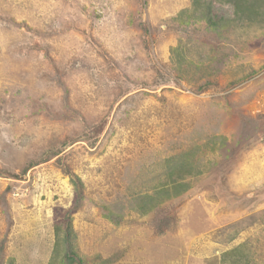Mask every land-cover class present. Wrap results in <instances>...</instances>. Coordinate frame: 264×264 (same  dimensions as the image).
Wrapping results in <instances>:
<instances>
[{"label": "rangeland", "instance_id": "rangeland-1", "mask_svg": "<svg viewBox=\"0 0 264 264\" xmlns=\"http://www.w3.org/2000/svg\"><path fill=\"white\" fill-rule=\"evenodd\" d=\"M211 1L216 19L234 17ZM192 10L0 0V264H55L74 175L87 264H264V27L220 36L182 24ZM178 156L192 171L171 182ZM179 182L186 191L139 209Z\"/></svg>", "mask_w": 264, "mask_h": 264}, {"label": "trees", "instance_id": "trees-1", "mask_svg": "<svg viewBox=\"0 0 264 264\" xmlns=\"http://www.w3.org/2000/svg\"><path fill=\"white\" fill-rule=\"evenodd\" d=\"M222 3H230L234 5V17L226 18L220 17L218 19L212 15L213 3L211 0H193L194 10L189 12L187 18H183V13L181 14V23L189 25L191 23H205L207 29L217 32L220 36L225 30H233V26L240 27H252L258 26L260 28L264 27V0H215ZM186 13V12H185ZM180 17V15H179ZM175 51V49H173ZM177 59L180 66L184 65L187 62L189 65L194 62L188 60L184 53L179 52V49L176 50ZM172 165V166H171ZM169 164L170 167H173L174 172H170L169 180L175 182L177 178H174L172 175L175 174V169L179 168L183 172H190L191 162L188 157L178 156L173 159V164ZM183 172L178 173L180 175L179 179H184L186 174ZM72 182L75 185L76 193L73 201V205L65 210L64 208H57L56 210L60 213L59 218L57 217V222L55 225V243L53 249V255L51 257V262L55 264H87L85 257L81 254L78 245L75 242L74 230L72 228V218L73 213L77 211L80 207L82 195L83 182L79 176L74 175L72 177ZM172 187V190L170 188ZM171 187L162 188L156 196L144 195L138 199V207L143 212H147L148 208L152 209L165 198H168L172 195H179L182 192L187 190L188 185L184 182H179L174 184ZM147 199L149 203H152V206H146L145 202ZM152 201V202H151ZM148 207V208H146ZM113 214H109V217H112ZM57 262V263H56Z\"/></svg>", "mask_w": 264, "mask_h": 264}, {"label": "built area", "instance_id": "built-area-1", "mask_svg": "<svg viewBox=\"0 0 264 264\" xmlns=\"http://www.w3.org/2000/svg\"><path fill=\"white\" fill-rule=\"evenodd\" d=\"M17 194V193H16Z\"/></svg>", "mask_w": 264, "mask_h": 264}]
</instances>
